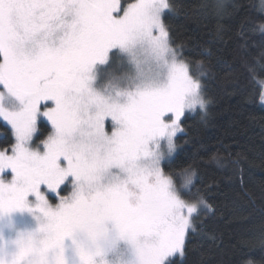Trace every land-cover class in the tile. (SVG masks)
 <instances>
[{
	"label": "snow or ice",
	"instance_id": "snow-or-ice-1",
	"mask_svg": "<svg viewBox=\"0 0 264 264\" xmlns=\"http://www.w3.org/2000/svg\"><path fill=\"white\" fill-rule=\"evenodd\" d=\"M175 10L171 0H0V118L14 138L0 146V219L36 221L10 225V236L0 228V264H68L69 250L99 264L120 241L128 264L185 255L194 219L211 205L190 191L191 166L177 179L162 163L179 147L186 110L206 113L208 100L204 72L172 46L165 16ZM138 50L160 66L158 78L107 95L96 86L101 66L124 78L111 67L117 52L139 68ZM44 120L50 130L37 139Z\"/></svg>",
	"mask_w": 264,
	"mask_h": 264
},
{
	"label": "trees",
	"instance_id": "trees-1",
	"mask_svg": "<svg viewBox=\"0 0 264 264\" xmlns=\"http://www.w3.org/2000/svg\"><path fill=\"white\" fill-rule=\"evenodd\" d=\"M171 3L176 10L165 20L172 46L193 72H204L200 79L209 102L206 113L181 118L183 131L174 137L179 147L162 166L177 179L181 168L191 166L196 176L190 191L198 189L211 205L194 219L185 255L177 254L171 264H264V10L260 0ZM108 67L101 66L96 80L104 92L113 84L103 79ZM40 128L37 139L50 125L44 120ZM0 131V146L13 142L11 128L1 121Z\"/></svg>",
	"mask_w": 264,
	"mask_h": 264
},
{
	"label": "clouds",
	"instance_id": "clouds-1",
	"mask_svg": "<svg viewBox=\"0 0 264 264\" xmlns=\"http://www.w3.org/2000/svg\"><path fill=\"white\" fill-rule=\"evenodd\" d=\"M137 58L140 61L139 68L130 62V57L127 53L117 52V55L114 57L116 63L111 67L115 69V75L124 77L119 80L121 87H130L142 80L146 81L158 78L159 74L162 73V69L151 56L138 50ZM103 79L105 82L112 80L109 71H104ZM99 80L100 73L98 72L97 81L99 82ZM98 260L99 264H128L129 260L124 253V242L120 241L114 248L107 252L105 257L98 258ZM253 264H258V262L253 261Z\"/></svg>",
	"mask_w": 264,
	"mask_h": 264
},
{
	"label": "rangeland",
	"instance_id": "rangeland-1",
	"mask_svg": "<svg viewBox=\"0 0 264 264\" xmlns=\"http://www.w3.org/2000/svg\"><path fill=\"white\" fill-rule=\"evenodd\" d=\"M260 7L262 8V10H264V0H260ZM260 30L264 32V29H261V27H260ZM178 57H180V56L178 55ZM119 80L120 79H113L112 78L111 83H113V84L110 85L109 87H105V90H106L105 94L106 93H113L116 91V89L120 88L121 86L119 84ZM262 92L263 93L261 96V103L264 105V98H262V97H264V89ZM198 110H200V109L197 108L195 111L186 110L185 114L186 113L194 114ZM0 121L5 123L7 126H9L11 128V126L8 125L7 122L3 121L2 118H0ZM2 135H3V132L0 131V136H2ZM176 150H175V152H176ZM175 152H173L170 156H168L166 158V160L172 158V156L175 154ZM66 194L67 193H62V195H66ZM53 195H55V194H53ZM57 202H58V200H57ZM10 225H14L15 228H25V227L34 228V227H36V221L27 212H25V213L14 212L11 214L10 217H4L3 219H0V228L3 229L6 236H10V235L14 234L13 229L10 227ZM124 253L126 255V258L129 261H131L133 259L132 251L126 243H124ZM67 255H68V264H79L78 258L70 250H69Z\"/></svg>",
	"mask_w": 264,
	"mask_h": 264
}]
</instances>
